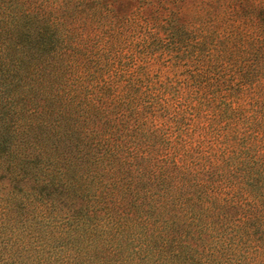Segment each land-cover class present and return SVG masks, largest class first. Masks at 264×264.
<instances>
[{"label": "trees", "instance_id": "obj_1", "mask_svg": "<svg viewBox=\"0 0 264 264\" xmlns=\"http://www.w3.org/2000/svg\"><path fill=\"white\" fill-rule=\"evenodd\" d=\"M0 264H264V0H0Z\"/></svg>", "mask_w": 264, "mask_h": 264}]
</instances>
